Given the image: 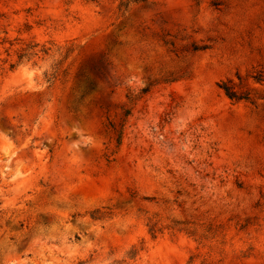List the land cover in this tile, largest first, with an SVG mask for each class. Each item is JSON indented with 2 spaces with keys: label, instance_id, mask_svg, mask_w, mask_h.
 Masks as SVG:
<instances>
[{
  "label": "rangeland",
  "instance_id": "obj_1",
  "mask_svg": "<svg viewBox=\"0 0 264 264\" xmlns=\"http://www.w3.org/2000/svg\"><path fill=\"white\" fill-rule=\"evenodd\" d=\"M123 1L0 0V264H264V0Z\"/></svg>",
  "mask_w": 264,
  "mask_h": 264
},
{
  "label": "trees",
  "instance_id": "obj_2",
  "mask_svg": "<svg viewBox=\"0 0 264 264\" xmlns=\"http://www.w3.org/2000/svg\"><path fill=\"white\" fill-rule=\"evenodd\" d=\"M131 1H144V0H126V1H123L120 4L121 8L122 7L127 8ZM220 87L226 92V94L231 99H242V98H244L242 96H239L238 93L231 86H229L227 82L221 83ZM130 113H131V109H128L126 111V115H129ZM118 142H119V144L121 143V133L119 135Z\"/></svg>",
  "mask_w": 264,
  "mask_h": 264
}]
</instances>
